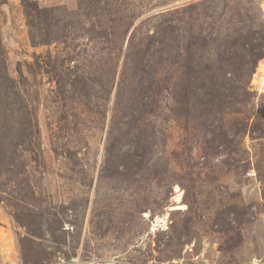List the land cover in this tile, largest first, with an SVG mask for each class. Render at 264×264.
Instances as JSON below:
<instances>
[{
    "label": "rangeland",
    "instance_id": "1",
    "mask_svg": "<svg viewBox=\"0 0 264 264\" xmlns=\"http://www.w3.org/2000/svg\"><path fill=\"white\" fill-rule=\"evenodd\" d=\"M264 264V0H0V264Z\"/></svg>",
    "mask_w": 264,
    "mask_h": 264
},
{
    "label": "built area",
    "instance_id": "2",
    "mask_svg": "<svg viewBox=\"0 0 264 264\" xmlns=\"http://www.w3.org/2000/svg\"><path fill=\"white\" fill-rule=\"evenodd\" d=\"M17 264V263H16Z\"/></svg>",
    "mask_w": 264,
    "mask_h": 264
}]
</instances>
